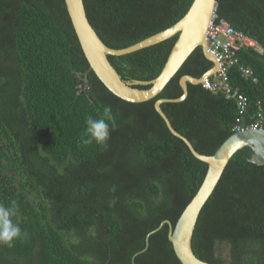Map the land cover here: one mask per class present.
<instances>
[{"label":"trees","instance_id":"1","mask_svg":"<svg viewBox=\"0 0 264 264\" xmlns=\"http://www.w3.org/2000/svg\"><path fill=\"white\" fill-rule=\"evenodd\" d=\"M192 2L84 0L113 48L168 28ZM217 12L262 46L239 52L256 82L237 67L228 72L252 114L264 98V0H217ZM177 38L108 58L124 80H151ZM212 65L197 47L158 96L129 102L91 68L65 0H0V205L16 209L12 220L27 233L12 248L0 245V264H132L133 256L134 264H183L170 225L159 226L175 225L208 164L171 133L154 103L179 97L182 75L200 77ZM106 107L115 124L107 146L83 145L87 117ZM162 109L203 154L235 132L236 102L222 90L189 83L183 101ZM252 153L247 146L233 155L199 214L193 249L204 261L264 264V165L250 162Z\"/></svg>","mask_w":264,"mask_h":264},{"label":"water","instance_id":"2","mask_svg":"<svg viewBox=\"0 0 264 264\" xmlns=\"http://www.w3.org/2000/svg\"><path fill=\"white\" fill-rule=\"evenodd\" d=\"M65 2L91 68L110 91L126 101L144 102L158 96L197 47H201L205 56L212 61V67L200 77L190 74L180 77L183 93L179 97H161L154 103L156 111L164 119L171 133L181 138L196 158L208 164L206 175L199 189L182 211L175 225L173 226L169 220H165L159 227L165 222L170 225L168 237L177 257L183 264H212L200 259L193 249V236L199 214L218 184L230 159L238 150L247 146L251 147L253 153L248 160L258 165H264V128H247L235 131L218 147L214 154L207 155L197 151L192 142L172 126L170 119L162 109V104L183 101L188 95L189 83L202 84L216 73L219 64L215 56L207 49L206 32L217 0H193L187 12L173 25L124 48L110 47L101 39L88 18L84 0H65ZM177 34L178 38L163 69L154 79L124 80L108 58V55H124L155 45ZM158 228L146 236V247L142 251L149 245L150 234ZM134 262L135 256L132 258V264Z\"/></svg>","mask_w":264,"mask_h":264},{"label":"built area","instance_id":"3","mask_svg":"<svg viewBox=\"0 0 264 264\" xmlns=\"http://www.w3.org/2000/svg\"><path fill=\"white\" fill-rule=\"evenodd\" d=\"M207 49L212 53L217 62L218 69L211 77L206 79L202 85L210 91L222 90L229 99H235L238 116L235 131L247 128H264V98L257 101V110L249 114V98L244 93L235 89L229 81L228 72L230 68L237 67L245 79L256 82L257 77L250 66L242 62L239 52L242 49H253L263 51L261 44L251 35L235 28L227 19L220 17L217 5L211 17L206 32ZM246 116L250 121L244 124Z\"/></svg>","mask_w":264,"mask_h":264},{"label":"clouds","instance_id":"4","mask_svg":"<svg viewBox=\"0 0 264 264\" xmlns=\"http://www.w3.org/2000/svg\"><path fill=\"white\" fill-rule=\"evenodd\" d=\"M85 123L86 128L80 142L85 146L93 143L107 146L111 131L115 127L111 108L106 107L100 118L88 116ZM15 215L14 207L0 205V245L12 248L15 241L27 236V233H22L21 228L13 222L12 217Z\"/></svg>","mask_w":264,"mask_h":264},{"label":"rangeland","instance_id":"5","mask_svg":"<svg viewBox=\"0 0 264 264\" xmlns=\"http://www.w3.org/2000/svg\"><path fill=\"white\" fill-rule=\"evenodd\" d=\"M227 254V249L224 250L223 255L225 256Z\"/></svg>","mask_w":264,"mask_h":264}]
</instances>
